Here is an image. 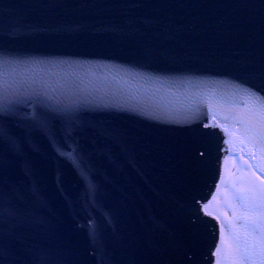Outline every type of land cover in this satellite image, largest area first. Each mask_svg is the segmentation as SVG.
Here are the masks:
<instances>
[{"label":"water","instance_id":"95a60500","mask_svg":"<svg viewBox=\"0 0 264 264\" xmlns=\"http://www.w3.org/2000/svg\"><path fill=\"white\" fill-rule=\"evenodd\" d=\"M258 97L264 0H0V264H217Z\"/></svg>","mask_w":264,"mask_h":264},{"label":"rangeland","instance_id":"374dc122","mask_svg":"<svg viewBox=\"0 0 264 264\" xmlns=\"http://www.w3.org/2000/svg\"><path fill=\"white\" fill-rule=\"evenodd\" d=\"M247 155L232 154L228 157L225 165L224 176L216 193L215 199L209 203L208 208L217 213L222 220V233L227 240V256L220 257L219 264H233L237 258V247L241 241L250 240L256 245L253 250V259L259 264V238L260 233L257 224V214L260 212L256 199L251 194L253 188L251 178L255 174V168L250 162ZM243 196L247 203L256 206L254 212H250L247 207L242 205V201L238 198ZM229 213L231 220L222 219V213ZM255 222L256 231L251 232L249 223Z\"/></svg>","mask_w":264,"mask_h":264},{"label":"snow or ice","instance_id":"6c2138e0","mask_svg":"<svg viewBox=\"0 0 264 264\" xmlns=\"http://www.w3.org/2000/svg\"><path fill=\"white\" fill-rule=\"evenodd\" d=\"M255 95V94H254ZM261 100H264V97H258ZM261 123H260V130L259 136L264 139V105L261 106ZM242 201V205L247 207L250 212H254L256 210V206L253 204L247 203L243 196L238 197ZM260 215L264 217V205H261L259 208ZM251 228V232H249V236H251L252 232L256 231V224L255 222H251L248 224ZM256 248V245L251 243L250 240L241 241L238 245L236 251L238 253L237 258L233 261V264H257V262L253 259V250ZM220 252V249L217 248V253ZM259 252H260V260L259 264H264V232H262L259 238ZM219 264V261L217 262Z\"/></svg>","mask_w":264,"mask_h":264},{"label":"bare ground","instance_id":"6f19581e","mask_svg":"<svg viewBox=\"0 0 264 264\" xmlns=\"http://www.w3.org/2000/svg\"><path fill=\"white\" fill-rule=\"evenodd\" d=\"M238 155H243V156H246V155H245V154H243L242 152H241V153H239ZM230 156H231V155H230ZM230 156H229V157H230ZM246 159L248 160L249 158H247V157H246ZM225 165H226V164H225ZM215 196H216V195H215ZM210 203H211V202H210ZM208 205H209V204H208ZM222 235H223V233H222ZM218 261L220 262L219 256H217V262H218Z\"/></svg>","mask_w":264,"mask_h":264}]
</instances>
